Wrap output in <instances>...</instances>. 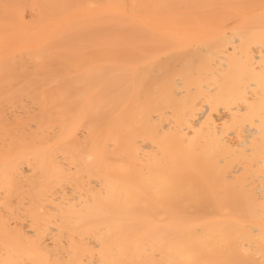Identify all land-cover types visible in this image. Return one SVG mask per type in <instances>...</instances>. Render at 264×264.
Here are the masks:
<instances>
[{
    "label": "bare ground",
    "instance_id": "1",
    "mask_svg": "<svg viewBox=\"0 0 264 264\" xmlns=\"http://www.w3.org/2000/svg\"><path fill=\"white\" fill-rule=\"evenodd\" d=\"M0 264H264V0H0Z\"/></svg>",
    "mask_w": 264,
    "mask_h": 264
},
{
    "label": "rangeland",
    "instance_id": "2",
    "mask_svg": "<svg viewBox=\"0 0 264 264\" xmlns=\"http://www.w3.org/2000/svg\"><path fill=\"white\" fill-rule=\"evenodd\" d=\"M82 133V132H81Z\"/></svg>",
    "mask_w": 264,
    "mask_h": 264
}]
</instances>
